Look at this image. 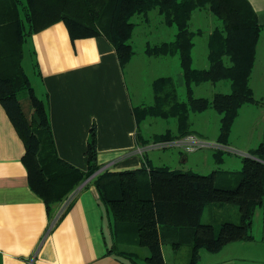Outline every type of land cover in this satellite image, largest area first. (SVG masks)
Returning <instances> with one entry per match:
<instances>
[{"label": "trees", "instance_id": "1", "mask_svg": "<svg viewBox=\"0 0 264 264\" xmlns=\"http://www.w3.org/2000/svg\"><path fill=\"white\" fill-rule=\"evenodd\" d=\"M197 9L207 10L219 20L208 33L207 68L193 66L195 38L203 34V30L191 28ZM154 10L168 25H175L176 34L172 40L147 45L145 52L155 57L179 56L187 99L180 98L174 77L155 78L154 102L134 106L139 137L143 139L141 122L149 116L177 120V133H156L155 143L193 134L191 114L214 108L221 114L217 141L228 144L240 107L256 102L250 79L264 25L249 0H0V102L25 143L23 161L29 184L45 201L50 216L57 203L101 169L97 130L93 126L90 131L85 169L59 155L46 102L34 92L22 65L23 43L34 32L63 20L72 38L105 35L125 67L134 55L130 41L133 17ZM221 80L229 82L231 91H219L212 97L193 94L195 85ZM25 91L32 106L31 117L19 98ZM214 154L221 163L223 151L218 148ZM93 179L110 218L111 252L132 262L136 253L128 245H136L148 251L144 257L148 264H172L166 260L162 244L179 249L188 241L189 264H200L202 248L217 252L230 242L254 238V216L264 204V139L233 173L215 169L203 174L144 164L138 169L104 170ZM227 205L237 206L239 222L222 216L219 223L216 217L202 220L206 207L226 212Z\"/></svg>", "mask_w": 264, "mask_h": 264}, {"label": "crops", "instance_id": "2", "mask_svg": "<svg viewBox=\"0 0 264 264\" xmlns=\"http://www.w3.org/2000/svg\"><path fill=\"white\" fill-rule=\"evenodd\" d=\"M249 1L264 25V0ZM175 34L176 29L170 38L162 40H172ZM28 40L30 66L41 89L36 95L46 102L56 148L65 161L87 167L88 138L95 126L97 160L104 170L138 169L144 164L151 167L155 158L159 160L155 166L202 173L196 169L208 163L207 156L201 163L191 162L176 141L141 143L126 67L121 66L114 45L105 35L72 38L60 20L34 32ZM177 56H166V60H173L174 73L184 84ZM152 58L136 59L134 55L128 66L134 71L139 63L158 65L154 59H164ZM206 64L209 66V59ZM194 132L200 135L196 129ZM210 143L223 152L229 150L227 144ZM168 146L178 148L168 151L171 157L164 158L159 150ZM25 154V143L0 102V264H130L109 250L110 218L100 200L95 175L70 193V207L62 217L69 206L64 208L65 200L55 205L50 216L45 201L29 184ZM235 154H241L242 159L248 155L245 151ZM172 249L177 254L181 248ZM200 256V264H264V234L230 242L217 252L202 248Z\"/></svg>", "mask_w": 264, "mask_h": 264}, {"label": "rangeland", "instance_id": "3", "mask_svg": "<svg viewBox=\"0 0 264 264\" xmlns=\"http://www.w3.org/2000/svg\"><path fill=\"white\" fill-rule=\"evenodd\" d=\"M202 11L204 10H195L191 19L192 29L203 30V34L196 36L195 46L193 48V66L197 68H205L208 66L206 64L208 61V33L216 25V22L219 23V20H216V18H214L209 11L208 14ZM133 21L135 26L130 41L134 49L136 59L145 57L153 59L152 57L154 56L146 54V46L166 41L162 40V38H170L171 33L174 29H176L175 25L170 26L165 22L164 16L161 15L158 10L151 11L146 15H136L133 17ZM153 38H155V41H153ZM29 47L30 44L27 37L23 43L24 57L22 65L31 81V84L33 83L32 87L34 92L36 93L37 91L38 94H41L39 80L30 66ZM160 58L164 59H154L158 65H153V63H139L133 67L134 71H132V69L128 66L130 61L125 66L129 87L137 107L143 106V104L149 105L154 102L152 83L155 78L163 76V74H172L170 76H174V79L177 82L180 98L182 100L187 99L186 85L181 84L177 75H175V64L173 60H166V56H160ZM250 84L253 87L256 102H247L240 107L229 136V143L227 144V146H229V150L223 152L225 163L216 162L214 153L218 148L214 146L201 147L194 151L185 152V156L191 157V162H193V160L200 162L204 156L208 157V163L200 162L202 165L200 164L198 167L199 169L194 167V170H202V173L211 172L212 169H218L224 171V173L236 172L241 168L240 159H242V156L241 154L235 153L237 151L238 153L245 151L249 155L250 152L264 139V28L258 43L257 55L251 74ZM219 91H231L230 84L227 80L204 82L199 85H195L193 94L198 97H212L215 92ZM141 97H144L145 101L141 99ZM19 98L27 116L31 117L32 106L28 92H22L19 95ZM204 111H206V114H202ZM191 121L193 128L200 132V135L197 132H194V134H198L199 137L201 136L207 141L217 143V136L220 133L221 128V114L217 110L214 108H208L203 111L193 112L191 114ZM141 123L140 132L142 133L144 140H150L149 143H155L153 135L156 133H165L167 130L177 133V120L173 117L161 118L149 116ZM177 148L178 147L175 146H168L159 150V154L164 158H167L168 156L171 157L172 154L168 151H173ZM152 162L153 164L150 163V165L155 166L159 160L154 158ZM221 216L236 222H239L240 220L238 208L235 205H227L226 212L216 206H208L205 208L202 220L208 222L213 220V217H216L218 221L217 223H219ZM252 230L256 236H262L264 234V204L256 211ZM108 233V236L112 240L110 232ZM188 243V241L184 242V245L177 254L172 253L173 249L170 244H165L164 249L166 250V258L168 261L172 264H189L188 254L190 253V246ZM119 244L122 245V242ZM128 248L134 250L136 253V257L134 256L135 260L132 262L137 264H148L144 260V257L148 254L146 249L140 248V250L136 245H128Z\"/></svg>", "mask_w": 264, "mask_h": 264}, {"label": "built area", "instance_id": "4", "mask_svg": "<svg viewBox=\"0 0 264 264\" xmlns=\"http://www.w3.org/2000/svg\"><path fill=\"white\" fill-rule=\"evenodd\" d=\"M173 141H176V143L185 151H194V150H197L198 148L212 145L210 141H207L194 133L186 135L182 138H179ZM65 201L66 203L64 204L65 206L64 208H66V206L71 201L70 197H68Z\"/></svg>", "mask_w": 264, "mask_h": 264}, {"label": "water", "instance_id": "5", "mask_svg": "<svg viewBox=\"0 0 264 264\" xmlns=\"http://www.w3.org/2000/svg\"><path fill=\"white\" fill-rule=\"evenodd\" d=\"M104 169H99L94 175L98 174L99 172L103 171Z\"/></svg>", "mask_w": 264, "mask_h": 264}]
</instances>
